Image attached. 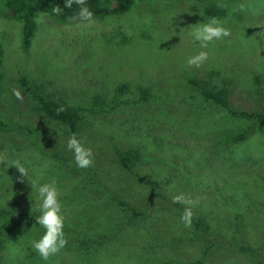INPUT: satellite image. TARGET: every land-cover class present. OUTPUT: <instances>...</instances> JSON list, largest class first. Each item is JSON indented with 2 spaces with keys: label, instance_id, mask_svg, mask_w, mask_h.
Instances as JSON below:
<instances>
[{
  "label": "rangeland",
  "instance_id": "1",
  "mask_svg": "<svg viewBox=\"0 0 264 264\" xmlns=\"http://www.w3.org/2000/svg\"><path fill=\"white\" fill-rule=\"evenodd\" d=\"M206 9L230 35L189 67L201 49L187 32ZM92 20L41 14L25 47L23 21L0 0V199L11 193L0 207V264H264V129L230 113L264 115V0H135L121 16ZM214 77L225 108L202 96ZM23 82L80 109L78 130L40 113ZM241 131L243 142H227ZM70 134L92 149L89 168L75 166ZM128 152L136 160L125 170L119 155ZM37 178L62 191L67 244L47 261L31 247L43 230L11 222L37 215ZM179 193L198 200L190 227L172 202Z\"/></svg>",
  "mask_w": 264,
  "mask_h": 264
},
{
  "label": "trees",
  "instance_id": "2",
  "mask_svg": "<svg viewBox=\"0 0 264 264\" xmlns=\"http://www.w3.org/2000/svg\"><path fill=\"white\" fill-rule=\"evenodd\" d=\"M4 3L7 9L12 13V15L19 17L23 21L22 42L25 47H28L31 44L32 40H35L36 38V34L38 31V23L36 20L41 14L51 16L60 22H72L74 20L80 19L78 15L80 8L87 7L93 13V18L104 19L108 17L121 16L127 13L132 8L135 0H83V4L78 3L77 0H4ZM205 12L210 17H213L215 15L214 12H212L210 9H206ZM1 56L2 49L0 44V59ZM191 82L192 84H196V82L194 81ZM23 86H25V88L27 89L28 97L37 103L40 113L44 114L48 119L64 126L70 133H75L78 130L83 121L80 109L76 107H69L61 99L46 95L40 87L31 86L25 82H23ZM206 86L207 88L201 89L204 100L216 106L225 108V99L227 92L222 80H216V77H214L212 79H209V82L206 83ZM117 90L120 93H125L127 90V85H121L117 88ZM141 94L143 97L141 98V100H147L148 90L142 89ZM93 100L95 104L102 106L103 101H101L99 97H94ZM230 113L240 118L254 120L264 129L263 114L247 113L233 110H230ZM3 126L4 124L0 118V127ZM245 138L246 132L241 131L232 135L227 142L230 144H237L243 142ZM135 160L136 154L134 152H128L124 155H119V164L125 170H130ZM120 206L124 208L127 207V205L124 203H120ZM131 213L134 212L132 211ZM12 217L14 220H12L11 222L17 220L21 224L36 225L35 217H25V221H23V219L20 217ZM194 225L196 230L198 227H201L205 231L209 229L208 225L202 220H196L194 222ZM248 226L250 229H253L252 231L256 232V228L251 225ZM259 235L264 238V233H261Z\"/></svg>",
  "mask_w": 264,
  "mask_h": 264
},
{
  "label": "clouds",
  "instance_id": "3",
  "mask_svg": "<svg viewBox=\"0 0 264 264\" xmlns=\"http://www.w3.org/2000/svg\"><path fill=\"white\" fill-rule=\"evenodd\" d=\"M77 2L83 4V0H77ZM78 15L81 21L89 24L93 22V13L87 7H81ZM229 35V29L225 27L224 22L215 16L190 27L187 36L201 50L188 57L186 65L200 67L208 60L207 49L209 46L215 41L229 37ZM13 95L18 100L22 99L19 91H14ZM66 148L71 152L77 168L87 169L93 164L92 149L85 145L83 138L70 134L67 138ZM12 165H15L19 172L26 176V169L19 161H13ZM30 188L33 201L32 209L37 213L35 223L43 230L38 239L31 241V247L41 259L47 261L50 256L56 255L67 244L64 232L65 216L61 199L62 191L55 178L43 182L38 178L32 179ZM9 199H11V193L0 199V207L6 206ZM172 202L184 205L180 221L185 227H190L193 209L198 205V200L187 197L184 193H179L172 196Z\"/></svg>",
  "mask_w": 264,
  "mask_h": 264
}]
</instances>
